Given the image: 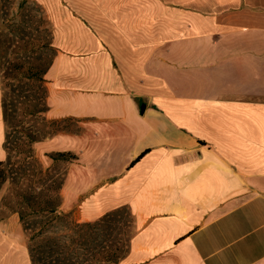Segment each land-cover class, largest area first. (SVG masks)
I'll return each mask as SVG.
<instances>
[{"label": "crops", "instance_id": "crops-1", "mask_svg": "<svg viewBox=\"0 0 264 264\" xmlns=\"http://www.w3.org/2000/svg\"><path fill=\"white\" fill-rule=\"evenodd\" d=\"M40 2L58 127L33 148L60 210L126 208L122 264H264V0ZM6 126L0 57V163ZM20 224L0 217V264H32Z\"/></svg>", "mask_w": 264, "mask_h": 264}, {"label": "rangeland", "instance_id": "rangeland-1", "mask_svg": "<svg viewBox=\"0 0 264 264\" xmlns=\"http://www.w3.org/2000/svg\"><path fill=\"white\" fill-rule=\"evenodd\" d=\"M22 0H0V57L3 103L7 117V133L11 163L0 167V217L2 219L35 207L57 202L56 190L61 176L45 172L35 158L33 145L50 135L58 125L46 118V86L44 80L31 77L35 68L45 71L56 54L52 25L40 0H30L23 8ZM46 42L50 46L44 47ZM43 78V74H40ZM68 149L67 141L58 143ZM77 146V144H75ZM73 175L69 189L73 192ZM88 182V179H87ZM86 185L82 186L84 189ZM118 239L126 245L135 232L128 210L117 222ZM24 231L22 224L18 225ZM122 264V263H120Z\"/></svg>", "mask_w": 264, "mask_h": 264}, {"label": "trees", "instance_id": "trees-1", "mask_svg": "<svg viewBox=\"0 0 264 264\" xmlns=\"http://www.w3.org/2000/svg\"><path fill=\"white\" fill-rule=\"evenodd\" d=\"M28 1L30 0H22L19 7L23 8ZM50 44L46 42L43 46L47 47ZM38 68H35L30 76L43 80L40 74L44 75L47 69L41 71ZM5 120L7 121V117ZM9 141L10 133H7L6 163H11L12 159ZM54 157L65 160L73 156L60 153ZM3 164L0 163V167ZM60 176L56 203L49 201L44 206L30 205L31 211L19 212L32 264H120L128 251L126 252V245L114 233L117 230V222L127 209L111 211L93 222L79 223L71 214L60 210L59 191L62 186V175Z\"/></svg>", "mask_w": 264, "mask_h": 264}]
</instances>
